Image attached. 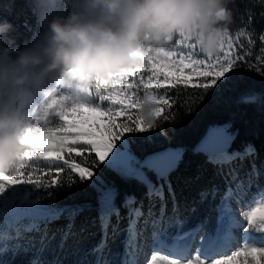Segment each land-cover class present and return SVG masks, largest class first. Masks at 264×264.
Listing matches in <instances>:
<instances>
[{
	"label": "snow or ice",
	"instance_id": "snow-or-ice-1",
	"mask_svg": "<svg viewBox=\"0 0 264 264\" xmlns=\"http://www.w3.org/2000/svg\"><path fill=\"white\" fill-rule=\"evenodd\" d=\"M260 40L264 41V35ZM174 44L190 51L187 54L171 50L148 54L130 71L114 76L107 83L90 85L82 100L58 96L45 106V113L56 123L38 130L39 138L26 146L22 163L11 170H0V264H59V261L41 258L49 245L47 225L67 215L70 222L58 243V248L63 250L74 235L75 217L85 207H90L56 206L59 193L76 183L71 174L67 179L61 175L65 167L75 173L80 182H88L99 193L98 218L104 235L91 254L95 255V264H110L106 252L109 227L115 216L117 226L112 227L114 232L117 230L120 211L114 204L115 190L96 184L99 177L94 169L100 164L123 178L143 184L150 202L145 213L142 204L133 207L135 197L125 198L129 223L124 230L127 236L121 264H264V191L253 196L251 202L244 201L246 183L250 187L253 179L260 176L255 165L247 181L233 175L234 186L229 185L222 193L215 186L199 193L201 203L209 197L215 200L220 196L214 234L206 230V220L185 231L187 218L181 217L172 186L167 181L182 160L185 149L168 148L143 160L130 149L129 134H148L159 127L160 122L175 120L178 110L173 109L177 103L180 107L188 105L190 111V105L196 100H203L221 85H227L229 74L241 66L240 62L247 63L244 55L236 53L228 35L221 46L222 54L204 55L202 59L196 58L195 43L181 39ZM256 59L264 60L259 56ZM174 89H182L184 93L191 90L192 95H184L183 99L180 91L169 95ZM258 99L257 95L250 94L242 96L238 102L250 104ZM146 101L154 105L147 116L141 110ZM230 127L231 124L226 123L211 128L193 149L194 153L205 154L208 162L218 168H231L236 160L253 156L252 145H247L243 152H228L234 139L228 132ZM146 138L151 140L150 135ZM93 154L95 159L87 166L88 157ZM149 172L167 184L173 199L171 215H166L165 184H153ZM100 184L103 185V181ZM156 200L161 202L158 214L153 211ZM242 201L247 207L233 208V203L239 206ZM244 223V243L230 255L226 254L237 240L236 230ZM33 234H39L38 240Z\"/></svg>",
	"mask_w": 264,
	"mask_h": 264
},
{
	"label": "trees",
	"instance_id": "trees-1",
	"mask_svg": "<svg viewBox=\"0 0 264 264\" xmlns=\"http://www.w3.org/2000/svg\"><path fill=\"white\" fill-rule=\"evenodd\" d=\"M228 7L232 11L233 19L226 27L231 34L241 32L244 37H249L252 47L243 55L247 63L240 62L241 66L230 73L227 85H221L218 90L204 96L203 100L192 103L191 110L188 105L174 107L178 110L176 119L171 122H160V126L150 133L129 134L131 139L130 149L138 158L165 148L167 146L185 147L183 158L178 167L172 171L167 181L172 186L175 194V203L179 207L181 217L187 218L186 227H194L202 221H211L216 218L217 197L213 200L209 197L205 202H200L199 193L213 186L219 188L222 193L229 185L234 186L235 175L238 180L247 181L253 165L264 173V43L260 36L264 33V0H229ZM59 14L67 15V8L62 4L58 9ZM7 21L12 24V30L7 34L14 39V47H22L25 42L31 40L45 27L43 20L35 11L34 0H0V22ZM255 69H260L256 71ZM181 92L184 95H192L191 90L184 93L182 89H174L169 95ZM255 94L259 97L255 103H239L242 96ZM229 122L231 132H235L232 146L228 150L232 152H243L247 145H252L255 154L245 158L243 161L236 160L231 168L225 166L218 168L209 163L207 156L202 153H194L193 147L205 132L208 125H218ZM56 121L53 120V124ZM150 135L151 140L146 136ZM119 146V145H118ZM87 155V154H85ZM77 162L80 158L77 157ZM95 159V155L88 157V165ZM62 165V162H61ZM99 180L98 187H108L115 190V206L120 211V219L117 230L114 232L112 226H117V218L112 217L108 235V259L110 264H121L124 254V242L129 223L128 208L124 207L126 197H135L136 204L133 207L143 205L147 212L150 202L146 197V187L134 179L123 178L115 170L106 168L100 164L94 169ZM71 174L76 183L71 187H65L59 193L56 201L57 207L74 208L85 207L74 220L73 236L66 242L63 250L58 248L61 235L70 222L67 215L47 225L49 245L42 254L45 261H59V264H95V255L91 250L103 238L100 227L98 212L99 193L91 187L88 182H80L75 173L65 167L61 175L67 179ZM153 184L157 186L165 184L163 180H157L153 173H148ZM103 181V185L100 184ZM166 204V215L172 214L173 199L164 187ZM153 211L159 213L161 202L156 200ZM142 225V221H141ZM140 225V226H141ZM175 231V230H172ZM38 240L39 234H33ZM55 237V239H52ZM37 248L39 244L37 243Z\"/></svg>",
	"mask_w": 264,
	"mask_h": 264
},
{
	"label": "clouds",
	"instance_id": "clouds-1",
	"mask_svg": "<svg viewBox=\"0 0 264 264\" xmlns=\"http://www.w3.org/2000/svg\"><path fill=\"white\" fill-rule=\"evenodd\" d=\"M34 3L45 27L31 42L14 47L12 24L0 22V170L22 163L38 130L52 126L44 110L53 98L107 83L181 39L219 55L233 19L229 0H76L67 15L58 12L62 0ZM152 107L146 101L141 110L147 116Z\"/></svg>",
	"mask_w": 264,
	"mask_h": 264
},
{
	"label": "rangeland",
	"instance_id": "rangeland-1",
	"mask_svg": "<svg viewBox=\"0 0 264 264\" xmlns=\"http://www.w3.org/2000/svg\"><path fill=\"white\" fill-rule=\"evenodd\" d=\"M62 4L67 8L68 13L72 10H74L76 8V0H62ZM228 36H230L232 38V42L234 44V50L236 51L237 54L239 55H243L244 52L248 51L249 48L252 47V43L249 39V37H244L242 35L241 32H238L237 34H231L229 31H227ZM264 35V33H263ZM264 43V41H263ZM225 47H227V41L225 42ZM169 50L171 51H177V52H184L185 54L188 53V51H190L187 48H183L182 46H176L174 43L172 45L169 46ZM197 53L196 58H204V55L199 51V49H195L194 50ZM222 54V53H220ZM65 89L63 87L59 88V92L58 94L61 93H65ZM142 91V90H141ZM75 93H79L81 95H86V91L83 89H78L73 87L72 89L68 90L69 95L72 96L73 99H77V96L74 95ZM36 102H39L40 97H35ZM246 188H247V195L244 197V201L247 202H251L252 201V197L255 195H258L261 191H264V173L260 172V176L258 179H253V183L251 184L250 187L247 186L246 183ZM217 204H216V218L214 220L208 221L206 224V230L210 233L215 232V227H216V223H217V216H218V212H217V206L219 204V200H220V196L217 195ZM242 201L241 205L237 206L235 203H233V208H244L247 207V204ZM141 227H143V224L141 225ZM246 227V223L242 224V227L240 229L236 230V237L237 240L234 243V245L226 252V254L230 255L232 251L237 250L238 247L242 246V244L244 243V232H243V228ZM192 227L189 226H185L184 230H188ZM195 251V247L193 249V252ZM150 252V250H149ZM213 258H217V257H213ZM147 259V257H145V260Z\"/></svg>",
	"mask_w": 264,
	"mask_h": 264
},
{
	"label": "water",
	"instance_id": "water-1",
	"mask_svg": "<svg viewBox=\"0 0 264 264\" xmlns=\"http://www.w3.org/2000/svg\"><path fill=\"white\" fill-rule=\"evenodd\" d=\"M226 123H229V122H226ZM226 123H224V124H218V125H208L207 126V128H206V130H205V132L203 133V135L200 137V139L196 142V144L194 145V147H193V149L207 136V134H208V132H209V130L211 129V128H214V127H222L223 125H225ZM228 132H229V134H232V135H234V137H235V132H231L230 131V129H228ZM233 141V140H232ZM231 146H232V142H231V144H230V146H229V148H228V150L231 148ZM168 148H173V149H175V148H184L185 149V147H182V146H177V147H172V146H167V147H165V148H162V149H159V150H156V151H153V152H150V153H148V154H146V155H144L142 158H141V160H143L144 159V157H146V156H148V155H151V154H154V153H157V152H161V151H164V150H166V149H168ZM192 149V150H193ZM194 152V151H193ZM203 154V153H202ZM205 155V154H204ZM178 167V166H177ZM176 167V168H177ZM175 168V169H176ZM174 171V170H173ZM155 176V175H154ZM155 178H156V176H155Z\"/></svg>",
	"mask_w": 264,
	"mask_h": 264
}]
</instances>
